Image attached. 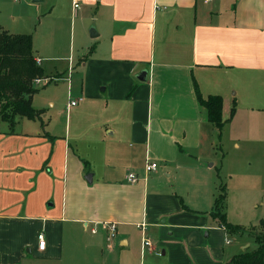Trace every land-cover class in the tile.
I'll use <instances>...</instances> for the list:
<instances>
[{"label":"crops","instance_id":"obj_1","mask_svg":"<svg viewBox=\"0 0 264 264\" xmlns=\"http://www.w3.org/2000/svg\"><path fill=\"white\" fill-rule=\"evenodd\" d=\"M13 1L0 0V27L24 34L4 13ZM41 3L48 44L33 38V50L49 81L33 106L42 114L0 119V264H227L254 252L264 163L222 160L215 145L233 128L236 151L264 153V0ZM63 54L62 71L48 63ZM58 84L60 97L41 107L39 94ZM199 96L222 97V129ZM221 185L228 222L248 232L213 217Z\"/></svg>","mask_w":264,"mask_h":264},{"label":"trees","instance_id":"obj_2","mask_svg":"<svg viewBox=\"0 0 264 264\" xmlns=\"http://www.w3.org/2000/svg\"><path fill=\"white\" fill-rule=\"evenodd\" d=\"M44 78V70L38 63L33 50V36L30 34H11L0 27V119L12 125L17 118L36 120L41 111L33 106V97L39 92L36 81ZM201 105L208 110L209 120L218 129L225 125L223 119V99L211 96L203 99ZM236 107L232 109V115ZM228 193L225 185L220 186L213 208V217L218 219L221 227L229 232H248L227 220ZM260 232L255 234L258 244L254 252H243L227 264H264V219L259 223Z\"/></svg>","mask_w":264,"mask_h":264},{"label":"rangeland","instance_id":"obj_3","mask_svg":"<svg viewBox=\"0 0 264 264\" xmlns=\"http://www.w3.org/2000/svg\"><path fill=\"white\" fill-rule=\"evenodd\" d=\"M44 5H45L44 3H34V0H15L12 2V4H10L7 7L6 11H4V13L7 11L9 12V13H6V15L8 16L10 15L11 17L14 16L16 20H19L18 21L19 24L16 26V30H21V32H24V34L26 33V34L33 35V38H35L36 40V48L38 47L41 48V46L48 44L47 34L49 31L48 27H49L50 21H47L46 20L47 18H44V17H43L44 20L42 19V16H44L45 14L43 11L45 9ZM9 20H12V19H9ZM89 33L91 34V31ZM49 57L52 58L50 60L52 62H48V63H50L51 65L60 66L59 70L62 71L63 69L61 66L66 64L64 60L65 58H68L69 55H65V56L64 54L63 56L51 55ZM46 81H49V80H46ZM46 81H43L42 83H47ZM76 86H79V85L76 84ZM62 88H63V85L58 84V85L50 86V90H48L47 92L42 91L37 98L39 101V97L41 96V107L44 106L45 108H50V105L54 104V101H51L50 96H54V94H58L62 90ZM45 93H49V94L45 95L44 97L43 94ZM60 93L57 98L60 97ZM56 108H59L58 104L56 105ZM53 115L55 118L57 114L54 112ZM245 120L246 119L244 117H241L239 121L235 123L234 128L237 129V134L239 131H242L244 124H245ZM231 133L232 135H234L235 133L233 128L231 130H226V133L224 132V137L222 138V141H221L222 150L218 149L217 146L215 145V154L217 155V158H221L223 160V158L226 157V160L229 159L230 162L234 160V158H237L238 160H242L243 163L245 162L248 163L247 162L248 160L249 162L253 161L254 163H257V162L264 163V153H262V151L260 150L259 151H248V150L246 151L244 149V144H242L241 149L236 151L233 148L232 144L230 143L229 136H231ZM211 163L212 162H209V164ZM260 167L262 168V164L260 165ZM222 181L225 184V181L224 180ZM256 205L259 206L258 208H255L257 209V212H256L257 215L261 216V218H264L263 217L264 216V206L261 205V201H259V203H256L255 206ZM233 210H234V207H233ZM250 232L255 235L256 233L260 232V227L253 228L250 230ZM236 241L237 240H235L234 244L236 243Z\"/></svg>","mask_w":264,"mask_h":264},{"label":"built area","instance_id":"obj_4","mask_svg":"<svg viewBox=\"0 0 264 264\" xmlns=\"http://www.w3.org/2000/svg\"><path fill=\"white\" fill-rule=\"evenodd\" d=\"M209 1H212V0H209ZM80 3H81V0H73V5H74V9H78L80 7ZM38 63H40V60L38 59ZM43 81H46L45 79L43 80H37L36 81V84H40L42 83ZM80 100H72L70 102V104L68 105V109H70L71 107H74L78 104ZM159 168V165L158 163L156 162H153V163H148L146 165V172L150 173V172H155L157 171ZM127 180L129 183L133 184V183H136L138 182L139 180V177L135 174V173H130L128 176H127ZM108 228L109 230L111 231L110 233V237L113 238L115 237V234H116V225L115 224H109L108 225ZM141 229L144 230L145 229V225H141ZM95 231V230H94ZM38 239H39V249L40 250H44L46 248V241H45V237H44V234H40L38 236ZM227 243H230V241L228 240ZM143 247L145 249L147 248H151L152 247V242L149 240V239H145L144 240V244H143Z\"/></svg>","mask_w":264,"mask_h":264},{"label":"water","instance_id":"obj_5","mask_svg":"<svg viewBox=\"0 0 264 264\" xmlns=\"http://www.w3.org/2000/svg\"><path fill=\"white\" fill-rule=\"evenodd\" d=\"M41 2H43V0H34V3H41ZM97 36H98V35H97V33H96L95 31H92V32H91V37H92V38H96ZM144 75H145V73H144ZM140 79H141V80H144V78H142V77H140ZM91 178H92V176L89 175L88 178H87V180H88L89 182H91Z\"/></svg>","mask_w":264,"mask_h":264}]
</instances>
